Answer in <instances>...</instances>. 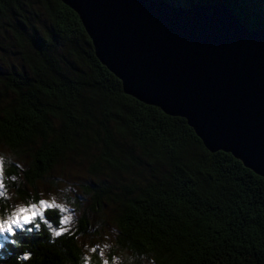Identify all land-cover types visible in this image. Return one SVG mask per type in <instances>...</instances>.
Here are the masks:
<instances>
[{
  "label": "trees",
  "instance_id": "trees-1",
  "mask_svg": "<svg viewBox=\"0 0 264 264\" xmlns=\"http://www.w3.org/2000/svg\"><path fill=\"white\" fill-rule=\"evenodd\" d=\"M162 1L217 4L245 28L264 31V0ZM36 7L47 21L43 30L30 19L39 15ZM0 18L15 61L0 69V145L29 159L22 171L27 185L81 157L90 173L127 176L116 187L102 182L84 191L92 211L104 201L115 208L114 248L129 254V264H264L261 177L228 153L205 150L183 119L123 94L60 0H0ZM10 174L15 168L8 164L4 175ZM44 220L26 227L30 232L18 230L17 243L0 248V264H83L77 238L84 217L60 235L48 228L58 225L55 210Z\"/></svg>",
  "mask_w": 264,
  "mask_h": 264
},
{
  "label": "water",
  "instance_id": "water-1",
  "mask_svg": "<svg viewBox=\"0 0 264 264\" xmlns=\"http://www.w3.org/2000/svg\"><path fill=\"white\" fill-rule=\"evenodd\" d=\"M60 1L123 94L183 119L205 150L264 180V31L217 4Z\"/></svg>",
  "mask_w": 264,
  "mask_h": 264
},
{
  "label": "rangeland",
  "instance_id": "rangeland-1",
  "mask_svg": "<svg viewBox=\"0 0 264 264\" xmlns=\"http://www.w3.org/2000/svg\"><path fill=\"white\" fill-rule=\"evenodd\" d=\"M37 12L39 15H32L30 19L33 24L43 30L44 27L42 28L41 25L47 26V21L39 7ZM5 21V18L4 20L0 18V69H7L11 62H15L11 57V32L7 29ZM28 163L29 159L25 154L19 153L17 157H14L0 145V201L3 205L0 218H7L18 207L32 204L39 206L40 201H46L47 204H54L55 207L40 206L43 215L46 210L52 209L57 212L59 219L57 226H48L52 233H71L75 230L80 217L86 220V230L77 238L78 245L83 251V264H129V254L114 248L113 240L117 235V229L112 221L115 217V208L104 201L98 210L92 211L90 196L84 191L87 187H93L102 182L116 187L120 182H127V176L104 169L90 173L87 159L68 157L30 186L22 177V171ZM8 164L14 166L15 174L5 177L4 168ZM15 190H23L25 196L16 197ZM35 223H45V220L37 216ZM35 223L25 227H35Z\"/></svg>",
  "mask_w": 264,
  "mask_h": 264
},
{
  "label": "snow or ice",
  "instance_id": "snow-or-ice-1",
  "mask_svg": "<svg viewBox=\"0 0 264 264\" xmlns=\"http://www.w3.org/2000/svg\"><path fill=\"white\" fill-rule=\"evenodd\" d=\"M55 207L54 204H47L46 201H40L39 206L32 204L29 206L18 207L12 214L8 215L7 218H0V238L3 239L4 243H0V248H3L6 243L16 244L19 231H32V228H27L26 225H32L35 223V219L39 216L44 219L41 207ZM67 219V218H65ZM35 227L39 228V224L35 223ZM60 235L59 232L56 233ZM25 260L29 259L28 256L24 257Z\"/></svg>",
  "mask_w": 264,
  "mask_h": 264
}]
</instances>
